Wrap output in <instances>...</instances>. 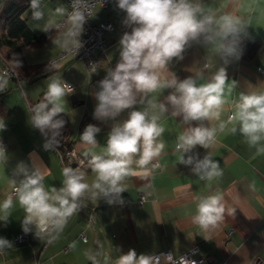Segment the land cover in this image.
Instances as JSON below:
<instances>
[{
  "label": "clouds",
  "instance_id": "9594fccd",
  "mask_svg": "<svg viewBox=\"0 0 264 264\" xmlns=\"http://www.w3.org/2000/svg\"><path fill=\"white\" fill-rule=\"evenodd\" d=\"M117 7L125 15L124 24L130 28L122 34L118 44L119 59L114 67H108L105 76L98 81L95 92L97 105L93 116L100 121H113L107 133L105 146L100 147L97 135L101 128L94 124L85 126L79 136L83 155L93 174L89 182L86 173L79 168L62 169V186L45 187L49 169L43 165L31 168L20 162L13 171L10 183L13 194L0 202V221L7 225L13 208L23 209L22 230L54 243L64 231L68 220L87 207L85 201L104 199L109 205L122 204V193L127 191L129 177H149L159 168L157 161L164 153L166 143L162 139L165 127L160 123L161 115L169 113L181 117L183 130L176 137L174 152L178 164L190 166L199 180L211 184L223 176L220 162L214 160L211 149L221 134L243 136L256 154L264 153V90L240 92L238 99L231 100L235 80H229L227 67L229 58H240L238 41L248 27L247 21L239 15L221 13L204 4L203 0H117ZM90 0H72L71 11L57 6L53 14L64 17L63 24L46 21L43 30L63 29L52 41L54 45L69 54L77 55L83 47L81 36L84 25L92 16ZM33 20H42L45 13L41 0H30ZM193 45H201L215 55L204 57L202 67L195 68L180 79L170 66L184 59L185 52ZM217 57L223 65L217 67ZM14 64L21 67L15 57ZM98 63L88 67L90 78L98 72ZM8 85V73L0 74V92ZM168 90V95L156 102L147 99L152 94ZM73 86L59 78L47 84L43 99L31 108V126L45 137L46 151L60 146L61 130L65 120L61 114L66 111V97L72 95ZM147 107L137 109V104ZM231 107L227 119H222L225 106ZM127 117L117 118L125 111ZM193 122H196L193 125ZM5 124L0 123V130ZM206 149L200 158L194 151L197 147ZM99 148V151L96 149ZM8 157L6 148L0 143V162ZM83 163V161H81ZM255 190V185H250ZM229 214L234 209H227ZM226 207L223 196L214 192L195 197V215L192 221L202 230L217 227L223 220ZM84 243L88 241L85 239ZM97 248H87L84 256L91 264H112L108 253H102L103 245L95 242ZM12 247V243L0 237V253ZM69 247L75 249L77 242ZM120 253L114 264H198L187 255L173 253L137 254L135 249ZM195 255V252L192 253ZM199 264H203L200 261Z\"/></svg>",
  "mask_w": 264,
  "mask_h": 264
},
{
  "label": "crops",
  "instance_id": "0c3cea01",
  "mask_svg": "<svg viewBox=\"0 0 264 264\" xmlns=\"http://www.w3.org/2000/svg\"><path fill=\"white\" fill-rule=\"evenodd\" d=\"M0 0V5H1ZM67 0H41L45 13L42 20H33L32 12L26 17L29 27L40 33L48 20L54 24H63L64 17L55 16L54 9L63 5L67 9ZM204 4L221 13H232L244 18L248 27L238 41L239 59L229 58L227 67L229 80H235L231 100L238 99L240 92L264 90V0H203ZM125 13L118 9L117 0H107L105 5L96 4L92 9L91 23L109 22L110 30L103 32L106 47L100 57L98 72L90 78V73L81 60L71 55L58 58L63 50L52 43L63 29H56L47 43L23 52L28 65L48 62L51 73L35 80L15 81L8 77V85L0 92V123L5 128L0 130V143H5L7 161L0 162V202L12 191L10 179L20 162L30 168L34 165L48 167L50 175L45 177V187L62 186V169L69 164L60 162L56 150L46 151L43 147L45 137L38 129L31 126V108L39 103L52 79H62L70 83L74 93L66 97V111L61 114L67 128L63 144L71 145L83 157L79 136L88 124L101 128L97 135L100 147L105 146L107 133L113 121H100L93 113L97 105L95 92L108 67H114L119 59L118 44L122 34L130 31L124 24ZM258 42V49L253 57L243 54L245 42ZM215 54L201 45H193L184 54V59L174 61L170 66L180 79L202 67L204 57ZM223 61L217 57V67ZM0 61V74L2 73ZM168 90L152 94L147 99L156 102L163 100ZM137 104V109L147 107ZM125 110L118 120L127 117ZM169 113L161 115L160 123L165 127L162 139L166 148L154 163L160 165L147 177H129L127 191L122 193L123 203L109 205L104 199L96 202L85 201L87 207L69 218L64 231L54 243L47 239L39 240L35 230L26 233L24 241L15 243L13 238L22 230L23 209L18 204L13 208L7 225L0 221V237L8 239L12 247L0 253V264H91L84 256L87 248H97L96 241L103 245L102 253H108L111 262L118 258L120 248L126 253L135 249L137 254H155L168 250L176 256L196 245V255L203 257V264H245L254 258L264 264V153L257 155L255 148L245 143L243 136L221 134L217 143L209 149L213 159L220 162L223 176L211 184L199 180L190 170V166L178 164L174 152L176 137L183 130L181 117L174 118ZM231 112L225 106L222 119H227ZM196 122H193L195 125ZM100 149L97 148L96 151ZM194 151L202 158L207 150L199 146ZM73 167V166H71ZM89 180L93 178L91 170L81 168ZM255 185L253 191L250 185ZM219 192L226 207L224 220L215 228L202 230L192 221L195 215V197ZM145 194L141 205L137 204L138 195ZM227 209H234L231 214ZM93 211V218L89 213ZM88 243L85 244L84 240ZM77 242V247L69 245ZM103 264V255L99 258Z\"/></svg>",
  "mask_w": 264,
  "mask_h": 264
},
{
  "label": "trees",
  "instance_id": "16d2710c",
  "mask_svg": "<svg viewBox=\"0 0 264 264\" xmlns=\"http://www.w3.org/2000/svg\"><path fill=\"white\" fill-rule=\"evenodd\" d=\"M31 13L30 0H2L0 5V61L2 67L8 66L14 72L15 81L24 79L35 80L50 74L51 65L41 62L28 65L23 52L47 43L57 28L52 27L35 33L26 23V17ZM259 45L258 42H245L243 54L253 57ZM15 57L21 61V67L14 64ZM73 165H69L71 167ZM74 168V167H73Z\"/></svg>",
  "mask_w": 264,
  "mask_h": 264
},
{
  "label": "built area",
  "instance_id": "2783aa9c",
  "mask_svg": "<svg viewBox=\"0 0 264 264\" xmlns=\"http://www.w3.org/2000/svg\"><path fill=\"white\" fill-rule=\"evenodd\" d=\"M106 1L107 0H90V2L93 4V7L96 4L105 5ZM71 3L72 0H67L68 11H71ZM110 29H111V24L109 22H101L94 24L91 23L90 20L88 19L86 24L84 25V31L81 36V42L83 44V47L78 51L77 55L75 56L74 54H69L66 53L65 51H62L61 53H59L58 58H62L66 55H71L75 59L81 60L84 63L87 70L91 63H98L97 67H99L100 59H101L100 57L103 55L106 47V42L103 38V32L105 30H110ZM5 72L8 73V77L14 75V72L8 66H4V68H2V73ZM61 133H62L60 137L61 143L59 148L56 150L60 158V162L64 164L73 165L74 168H79V169L86 167L87 164L85 159L77 153V150L71 145L63 144L64 141L66 140L67 128L64 127L61 130ZM2 144L5 145L4 142ZM81 161H83V163H81ZM10 194H13V189L9 193V195ZM144 200H145V194L140 193L138 195L137 204L141 205ZM93 216H94L93 211H91L89 213V219L91 220ZM25 239H26V233L20 232L15 235V237L13 238V242L18 243L24 241ZM193 251L195 252V255L192 254ZM197 251H198L197 246L192 245L187 251L183 252L180 255H187L190 259H195L199 264L200 261H203V257L200 255H196ZM161 253H171V252L165 250L155 254L160 255ZM245 264H263V263L259 259L254 258Z\"/></svg>",
  "mask_w": 264,
  "mask_h": 264
},
{
  "label": "rangeland",
  "instance_id": "374dc122",
  "mask_svg": "<svg viewBox=\"0 0 264 264\" xmlns=\"http://www.w3.org/2000/svg\"><path fill=\"white\" fill-rule=\"evenodd\" d=\"M66 4H67V2H66ZM28 15H29V14H28ZM28 24H30V25L32 26L33 23H31V20H30V21L28 22Z\"/></svg>",
  "mask_w": 264,
  "mask_h": 264
}]
</instances>
